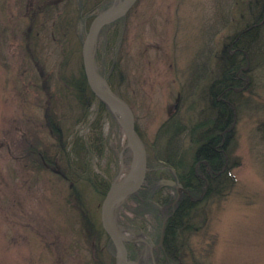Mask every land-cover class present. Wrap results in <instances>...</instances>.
<instances>
[{"label":"rangeland","instance_id":"374dc122","mask_svg":"<svg viewBox=\"0 0 264 264\" xmlns=\"http://www.w3.org/2000/svg\"><path fill=\"white\" fill-rule=\"evenodd\" d=\"M53 1L0 0V264H115L116 247L101 224L103 198H91L92 189H85L92 223L99 229L91 236V229L81 223L78 209L69 202L75 182L29 153L35 145L40 147L37 151H47L48 145V151L50 145L56 151L60 146L46 122L50 112L60 121L63 143L75 137L87 139L89 121L95 117L94 104L87 118L80 119V108L71 95H62L56 72L62 60L65 70L79 72L83 42L99 11L88 26L83 19L71 20L67 42L58 47L52 35H45L52 33L56 18H42L48 29L33 25L41 21L36 9L43 10L48 3L49 14ZM64 1L63 16L68 20L72 5ZM246 1L136 0L126 12L113 54L121 76L113 87L108 82L134 111L147 148V166L155 154L157 129L171 113L187 125L203 116L191 108L208 102L209 84L222 69V54L246 22L239 21L247 18ZM105 42V36L98 35L95 43L104 57ZM260 62L251 72L250 87L243 88L237 111L235 186L203 211L206 222L194 229L183 247L187 264H264V137L257 130L264 118V61ZM112 121L107 117L104 123L107 146L94 152L91 161L111 183L121 169V176L127 173L131 162L129 149L122 153L123 165L120 158L124 133V147L114 152L119 136ZM171 187L176 191L175 184ZM203 212L199 211L198 225ZM154 228L149 224L146 230L153 233ZM121 231L128 239L131 261L154 264L158 242L147 234L135 238L128 227Z\"/></svg>","mask_w":264,"mask_h":264},{"label":"trees","instance_id":"16d2710c","mask_svg":"<svg viewBox=\"0 0 264 264\" xmlns=\"http://www.w3.org/2000/svg\"><path fill=\"white\" fill-rule=\"evenodd\" d=\"M64 2L54 0L49 14L46 10L48 3L43 10L36 9L41 21L33 23L34 27L48 29L45 22L42 25L43 21L49 15L56 18L52 33L45 35H52V40L58 47L67 42L71 20L76 22L83 19L86 24L84 26H88L91 17L107 7L110 0H68L72 5V17L68 20L63 16L67 13ZM245 6L247 18L239 21L246 22L235 31L228 42L224 57L222 54V69L209 84L208 102L203 107L194 105L191 108L194 111L200 110L203 116L195 123L187 125L175 114H171L161 123L154 139L155 154L152 161L148 160L143 185L124 199L122 207L116 208V218L118 216L119 219L116 221L120 229L131 228L135 238L147 234L158 242L156 264H187L183 259V247L194 229L206 222L207 216L203 211L210 203L224 199L235 186L233 168L239 162L233 154L237 111L241 107L243 91L252 82V70L261 65L260 60L264 61V0H247ZM126 17L124 15L106 24L99 33L101 38L105 36L103 51L106 59L101 54L100 47L96 46L94 50L97 68L112 87L114 80L121 76L120 66L113 54L121 33L119 26L121 27ZM68 51L70 53V49ZM81 64L78 73L69 72L65 70V60H62L56 75L61 82L59 88L62 95L64 92L69 93L74 105L80 108V119L87 118L90 108L96 105L93 111L95 117L88 124L89 137H75L72 142L63 143L60 121L56 120L55 113L50 112L47 113L46 122L60 146L56 151L52 149L55 145H50V151L49 145L47 151L45 148L37 151L40 147L35 145L29 153L36 154L40 162L53 168L62 178L75 182L70 186L69 202L78 209L81 223L91 229L89 233L93 236L99 229L96 230L92 223L93 209L88 203L89 194L85 193V189H92L91 198H104L111 185V181L91 163L94 152H101L107 146L103 131L107 117L113 120V130L116 127L119 136L114 152H118L125 145L122 147L121 144L123 132L117 115L93 93L87 82L83 63ZM257 130L264 137V118L257 124ZM187 138L189 143H185ZM164 177L175 180L176 185H181V189L173 192L172 187L161 180ZM200 210L204 214L198 225L196 220L200 217ZM149 224L155 227L153 233L146 230ZM103 232L105 233L104 230ZM192 264L202 263L194 261Z\"/></svg>","mask_w":264,"mask_h":264},{"label":"water","instance_id":"95a60500","mask_svg":"<svg viewBox=\"0 0 264 264\" xmlns=\"http://www.w3.org/2000/svg\"><path fill=\"white\" fill-rule=\"evenodd\" d=\"M136 0H116L101 10L92 20L82 46V60L87 82L93 93L105 102L108 108L117 115L118 122L125 134V148L131 151L129 170L121 176L122 169L110 185L101 203V224L116 247V264H130L128 258L127 238L116 223V208L128 195L138 190L147 174V148L137 131L135 115L130 104L110 86L107 78L101 74L94 57L95 43L101 28L122 17ZM174 183V181H170Z\"/></svg>","mask_w":264,"mask_h":264},{"label":"flooded vegetation","instance_id":"af4514ba","mask_svg":"<svg viewBox=\"0 0 264 264\" xmlns=\"http://www.w3.org/2000/svg\"><path fill=\"white\" fill-rule=\"evenodd\" d=\"M175 185H176V183H175ZM176 189H177V191L179 190V189H181V185L180 184H177L176 185ZM95 237H100L99 235H94ZM107 236V235H106ZM107 239L109 240V241H111V239H110V237L109 236H107ZM131 254V252H129V255ZM154 264H156V259H155V261H154Z\"/></svg>","mask_w":264,"mask_h":264}]
</instances>
